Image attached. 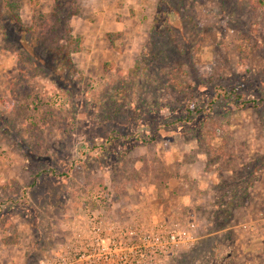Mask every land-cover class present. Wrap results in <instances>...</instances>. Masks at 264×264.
<instances>
[{"label":"rangeland","instance_id":"rangeland-1","mask_svg":"<svg viewBox=\"0 0 264 264\" xmlns=\"http://www.w3.org/2000/svg\"><path fill=\"white\" fill-rule=\"evenodd\" d=\"M11 1L0 264H62L108 197L134 225L194 226L166 264H264V0Z\"/></svg>","mask_w":264,"mask_h":264},{"label":"built area","instance_id":"built-area-1","mask_svg":"<svg viewBox=\"0 0 264 264\" xmlns=\"http://www.w3.org/2000/svg\"><path fill=\"white\" fill-rule=\"evenodd\" d=\"M110 200L108 197L95 210L81 207L85 229L74 250L66 247L62 264H166L171 255L194 240L192 224L185 229L175 223L169 231L161 226L134 225L129 218L119 219L107 211Z\"/></svg>","mask_w":264,"mask_h":264},{"label":"trees","instance_id":"trees-1","mask_svg":"<svg viewBox=\"0 0 264 264\" xmlns=\"http://www.w3.org/2000/svg\"><path fill=\"white\" fill-rule=\"evenodd\" d=\"M3 2H4V4H5V7L8 8L9 10H11L14 6H17V3H15V1H11V0H3ZM44 18H46V17H44ZM13 19H14L15 24H16L17 26H19L20 30H25L24 28H22V26H21V24H20V19H19V17H18L17 15L14 16ZM41 47H42V46H41ZM75 49H76V50L79 49L78 46H77ZM56 50H57V51H60L61 53H63V52H62V51H63V47L56 48ZM61 53H60V54H61ZM60 56L63 57V55H60ZM62 61H63V62L66 61V62H67V59H66L65 55H64V59H62ZM67 63L70 64V62H67ZM187 121L190 122V121H191V118H188ZM193 122H194V121H192L191 123H193ZM224 122H225V124H226V123H228L229 121H228V120H225ZM218 130H220V129H218ZM218 130H217V131H218ZM201 136H202V134H201ZM207 141H208V140H207ZM223 147H224V145H222V147H221V149H220V153H223V152H224L223 150H225V149H224ZM220 153L215 152V154H217V155L219 156L220 159H224V160H225V159H226V158H225V155L220 154ZM218 156H217V158H218ZM102 192H103V191H100V193H101V194H99V197H100V198H98L101 202H103V200L105 199V197H106V195H107V194H103Z\"/></svg>","mask_w":264,"mask_h":264},{"label":"crops","instance_id":"crops-1","mask_svg":"<svg viewBox=\"0 0 264 264\" xmlns=\"http://www.w3.org/2000/svg\"><path fill=\"white\" fill-rule=\"evenodd\" d=\"M46 2V1H45ZM47 3V2H46Z\"/></svg>","mask_w":264,"mask_h":264}]
</instances>
